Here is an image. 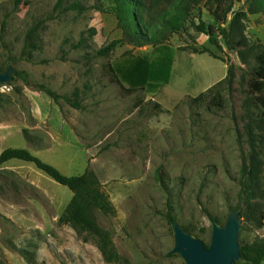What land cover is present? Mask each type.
<instances>
[{"label":"rangeland","instance_id":"obj_1","mask_svg":"<svg viewBox=\"0 0 264 264\" xmlns=\"http://www.w3.org/2000/svg\"><path fill=\"white\" fill-rule=\"evenodd\" d=\"M58 3L23 0L16 8L0 0V69L15 70L0 85V155L22 148L67 176L94 172L115 208L97 218L119 264H185L171 254V221L209 246L210 221L223 225L235 209L240 245L264 241V123L249 89L264 14L244 22L247 49L230 50L221 38L219 48L189 27L163 47L120 42L102 57L123 39L115 16L97 9L109 1H64L80 12ZM194 15L214 23L206 10ZM31 29L34 49L26 44ZM231 66L233 80L219 87L222 106L213 95L195 102ZM162 68L168 77L152 76ZM76 93L81 109L66 101ZM72 196L33 164L0 165V264H108L94 239L59 224Z\"/></svg>","mask_w":264,"mask_h":264},{"label":"trees","instance_id":"obj_2","mask_svg":"<svg viewBox=\"0 0 264 264\" xmlns=\"http://www.w3.org/2000/svg\"><path fill=\"white\" fill-rule=\"evenodd\" d=\"M65 0H59L58 8L64 6ZM103 2L105 0H98ZM109 6L105 8L98 6L97 9L110 13L117 20V28L121 30L123 39L114 41L99 51L102 57H108L120 42H126L135 47H163L172 36L187 31L189 27L200 34L209 37L210 42L219 48V38L230 50L235 49V44L241 45L244 49L249 48L244 34V22L248 15L264 14V0H246L243 7L235 9L236 4L243 0H107ZM17 8L23 0H13ZM64 11L83 10L78 3L68 4L63 7ZM199 13L206 10L213 19V24H206L202 19L195 21V11ZM231 19L229 20V17ZM199 18V16H197ZM95 30L92 35H95ZM37 30L31 29L26 36V44L31 49L37 45ZM212 57L219 59L212 52L206 50ZM244 64L243 52H239ZM257 70L252 74L249 89L255 96L256 105L261 111V118L264 123V46L255 53ZM114 73V68H111ZM3 71V69H0ZM146 75H150L145 71ZM142 75V74H141ZM155 78L163 79L169 76L166 69H161L152 74ZM235 76L234 67L228 69L227 77L201 94L195 102L203 101L212 96L211 103L215 107H221L222 94L219 87L224 83H231ZM54 100L62 98L55 92L42 87ZM135 89H128L133 92ZM66 101L74 108L81 109L79 94H74V99L66 98ZM13 160L33 164L38 170L45 173L56 183L68 188L72 193V199L59 218L60 225H68L80 235H87L95 240L104 261L108 264H119L121 256L113 241L110 231L102 227L98 221L97 214L105 216L115 214V208L109 196L103 191L102 183L98 176L92 171H86L82 175L67 176L55 166L44 162L33 155L27 149L9 148L0 155V165ZM236 210V209H235ZM218 222V220H215ZM219 223V222H218ZM220 224V223H219ZM187 232L189 229L184 228ZM208 247V246H207ZM241 260L236 264H263L264 262V241H258L241 246Z\"/></svg>","mask_w":264,"mask_h":264},{"label":"water","instance_id":"obj_3","mask_svg":"<svg viewBox=\"0 0 264 264\" xmlns=\"http://www.w3.org/2000/svg\"><path fill=\"white\" fill-rule=\"evenodd\" d=\"M15 74L10 66L6 71L0 70V85H8ZM211 241L205 243L187 232L180 224L171 221L175 244L172 255H178L185 264H236L241 260L239 242L242 230L240 211H231L225 224L211 220Z\"/></svg>","mask_w":264,"mask_h":264}]
</instances>
